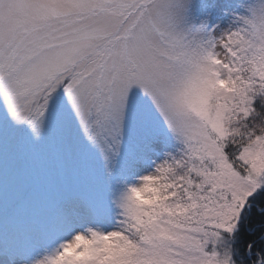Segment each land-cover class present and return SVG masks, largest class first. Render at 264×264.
Returning <instances> with one entry per match:
<instances>
[{
	"label": "snow or ice",
	"instance_id": "1",
	"mask_svg": "<svg viewBox=\"0 0 264 264\" xmlns=\"http://www.w3.org/2000/svg\"><path fill=\"white\" fill-rule=\"evenodd\" d=\"M0 264H264V0H0Z\"/></svg>",
	"mask_w": 264,
	"mask_h": 264
}]
</instances>
